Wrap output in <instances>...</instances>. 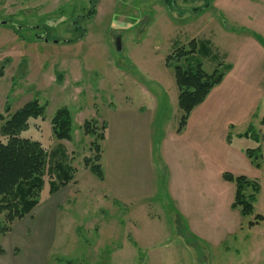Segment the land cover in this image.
<instances>
[{
	"label": "rangeland",
	"instance_id": "obj_1",
	"mask_svg": "<svg viewBox=\"0 0 264 264\" xmlns=\"http://www.w3.org/2000/svg\"><path fill=\"white\" fill-rule=\"evenodd\" d=\"M192 40L193 62L223 77L178 132L182 113L174 74L184 63L167 58ZM31 101L44 107V115L29 120L19 137L54 153L39 196L59 205L49 264H264V0H0V115L5 120ZM62 108L72 119L70 141L57 140L51 130ZM145 108L156 160L181 147L185 158L205 163L193 154L198 139L215 151L222 174L215 176V191L230 182L222 179L230 175L235 144L250 150L240 176L258 187L256 194L245 189L252 213L233 208L235 222L230 211H221L212 245L177 220L179 202L170 200L167 175L155 199L127 209L109 194L102 198L104 186L85 165L93 157V138L83 134L84 121L94 120L98 128L111 124L113 138L122 112ZM100 145L104 156L107 142ZM56 160L71 167L73 179L53 198L49 180H56L50 171ZM28 217L13 223L12 235L23 224L29 234L38 231L36 219Z\"/></svg>",
	"mask_w": 264,
	"mask_h": 264
},
{
	"label": "crops",
	"instance_id": "obj_2",
	"mask_svg": "<svg viewBox=\"0 0 264 264\" xmlns=\"http://www.w3.org/2000/svg\"><path fill=\"white\" fill-rule=\"evenodd\" d=\"M149 113L151 112L146 108L122 112L115 122L119 133L113 138L110 133L111 124L108 129L106 128L104 141L107 142L108 149L106 155L101 154L100 160L103 171L101 188L104 186L105 189H99L100 194L105 200H108L109 194L118 206L130 209L138 203L155 199V191L160 186L166 187L167 175L170 200L172 198L179 202L178 212L181 218L176 217L177 220L183 222L199 242L212 245L216 241L212 228L220 220V212L232 213L236 184L230 180L221 188L218 181L219 188L215 191V176L222 174L215 167V151L202 148L201 139L194 143L198 151L194 149L193 154L203 161L206 159L205 163H195L185 158L181 147H174L172 154H168L170 156L165 161L156 160L153 157L155 143L149 138L151 125ZM244 138H240L238 142L243 144ZM230 144L233 146L232 142ZM209 145L215 147L213 142ZM223 145L225 146L224 141ZM246 149L235 144L229 153L231 170L228 171L232 177H242L240 172L250 161L245 154ZM204 185L208 187L205 188ZM60 191L51 196L54 198ZM58 207V201L54 199L47 203L39 201L29 217L19 220L21 222L28 217L32 222L36 219L34 224L38 229L35 230L36 233L29 234V228H25L23 224L21 229L12 235L14 227L11 226L10 231L0 239L3 251L0 253V264H49L48 251L54 239V228L58 225ZM232 219L236 222L234 213ZM137 254L139 255L138 252ZM129 255L134 257V250L130 251ZM104 264H107V260Z\"/></svg>",
	"mask_w": 264,
	"mask_h": 264
},
{
	"label": "trees",
	"instance_id": "obj_3",
	"mask_svg": "<svg viewBox=\"0 0 264 264\" xmlns=\"http://www.w3.org/2000/svg\"><path fill=\"white\" fill-rule=\"evenodd\" d=\"M92 13L93 11L89 12V17ZM196 49V43L192 40L187 49L179 48L167 58V63L172 60L184 63V68L181 66L175 67L174 74L178 90V107L182 113L178 132L186 125L187 117L192 110L203 101L215 85L219 84L223 77V73L218 69L213 71L212 74H207L200 63L193 62ZM44 110V107L38 101H31L5 120L0 115V135L6 140L5 143L0 142V238L10 231L15 221L26 217L39 203L47 163L54 153L51 152V156H49V153L40 143L19 136L28 129L29 120L43 118ZM81 128L85 136L93 138L91 142L93 157L91 159L86 158L84 160L85 165L89 166L93 175L102 181L103 171L99 164L101 160L100 143L105 139L106 125L102 124L98 128L96 121L86 120ZM249 128L241 136L248 137ZM51 130L57 140H71L72 119L66 108L56 112L51 120ZM249 152L250 150H246L245 154L250 159L251 154ZM59 158H62V156H59ZM61 162L56 160L54 167L50 168V171L57 173L55 181L49 180L50 195L57 193L73 179L70 172L71 167L65 166L63 160ZM224 178L233 180L236 184L232 207H240L244 216L251 214L252 198L250 200L246 199L245 189L252 187L256 194L258 191L257 185L250 183L244 177L233 178L231 175H225ZM250 197H254V195ZM259 220L260 218L255 223L257 224ZM2 252L0 247V253Z\"/></svg>",
	"mask_w": 264,
	"mask_h": 264
},
{
	"label": "water",
	"instance_id": "obj_4",
	"mask_svg": "<svg viewBox=\"0 0 264 264\" xmlns=\"http://www.w3.org/2000/svg\"><path fill=\"white\" fill-rule=\"evenodd\" d=\"M2 25H5L6 23H1ZM39 39H44V40H46V38H44V37H42V38H39Z\"/></svg>",
	"mask_w": 264,
	"mask_h": 264
}]
</instances>
